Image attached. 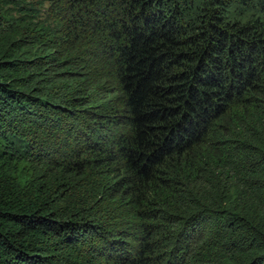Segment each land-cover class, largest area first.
Here are the masks:
<instances>
[{
  "label": "trees",
  "instance_id": "trees-1",
  "mask_svg": "<svg viewBox=\"0 0 264 264\" xmlns=\"http://www.w3.org/2000/svg\"><path fill=\"white\" fill-rule=\"evenodd\" d=\"M0 264H264V0H0Z\"/></svg>",
  "mask_w": 264,
  "mask_h": 264
},
{
  "label": "rangeland",
  "instance_id": "rangeland-1",
  "mask_svg": "<svg viewBox=\"0 0 264 264\" xmlns=\"http://www.w3.org/2000/svg\"><path fill=\"white\" fill-rule=\"evenodd\" d=\"M104 91H105V90L103 89V90L100 92V94L98 95V97H97V100H98V101H101V100L103 99V98H101V97H102V94L104 93ZM111 94H112V95H116V94H114V93H112V92H111Z\"/></svg>",
  "mask_w": 264,
  "mask_h": 264
}]
</instances>
